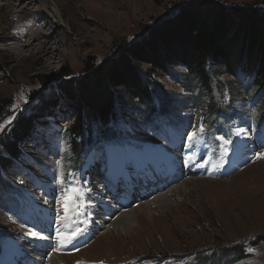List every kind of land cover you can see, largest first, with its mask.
<instances>
[{"label": "rangeland", "instance_id": "obj_1", "mask_svg": "<svg viewBox=\"0 0 264 264\" xmlns=\"http://www.w3.org/2000/svg\"><path fill=\"white\" fill-rule=\"evenodd\" d=\"M187 1L192 3L204 0H37L34 6L29 4L30 11L28 9L25 12L19 11L20 5L14 6L19 3L17 0H0V107L3 108L0 123L14 117L5 126L9 131L16 117L45 106L55 98L54 84L58 79L65 78L60 76L61 70L66 72V77L81 75L90 63L96 64L106 57L115 56L123 43L145 36L155 24L173 13L177 5ZM211 1L221 2L227 7L253 5L259 9L264 8V0ZM38 26L43 31L38 33V40L33 42L39 44V41H49L48 46L59 49L52 57L44 56L41 59L35 50L23 46L33 40L30 35L24 36V33ZM157 28L158 26L153 31ZM140 67L150 68L148 64ZM221 78L220 80H232L226 72L221 73ZM155 83L180 91L178 85L166 76L157 75ZM243 92V89L235 90L233 87L234 94L229 96L232 100L224 110L226 114L237 111V115L229 120L235 135H249V123L257 122L264 112L260 105L256 108ZM124 99L126 102L123 104L128 106L129 99ZM215 99L218 100L217 95ZM14 105L18 107L14 108ZM198 112L205 113V117L211 119L202 103L198 106ZM139 117L138 112L126 114L128 131L134 137L154 140L151 135L155 134L150 135L136 126L140 121ZM72 119V106L66 105L65 100H62L54 115L46 114L36 122L33 135L37 141L34 145L21 146L25 149L26 156V160L23 159L21 163L25 165L22 172H30L32 179H25L17 171L9 177L7 175L11 170L0 173L1 179H7L6 184L11 182L14 188L13 192L3 196L4 205L8 199L18 200L34 195L31 200L35 203L28 201L29 209L34 207L39 213L48 210L52 218L62 214L59 209L65 199L62 190L70 171V154L67 153L68 140L60 134ZM202 120L204 119L198 121V127L203 124ZM225 125L228 124L224 123L223 126ZM203 126L207 127L205 124ZM182 129L184 128L178 131ZM114 131L119 133L121 130L114 128ZM111 138L107 145V156L155 152L151 145H144L142 140L133 141V138L129 145L142 144V148L120 149L114 143L118 137ZM61 145L63 154L57 161L58 157L52 150L59 149ZM231 145L230 152L236 146L233 135ZM163 146V143L156 141V147ZM99 156V152L94 153L87 166L94 165L93 160ZM209 159L208 157L201 162L211 166L206 177L184 179L189 181L173 192L169 200L159 206L150 204L151 212L145 207L142 210L136 209L137 220L133 226L124 231H115L111 227L108 235L104 234V228L95 229L94 232L100 233L85 248L73 253L54 250V254L61 256L63 262L55 263L47 258L44 264H147L152 263L151 259L158 255L164 259H177L185 254L195 255L197 251L206 252L217 246L228 247L240 241H243L245 260H235L228 264H264V158L256 156L247 167L235 170L228 178L220 177L217 160L213 159L209 163ZM37 180L47 183L48 189L41 194L38 191H41L42 186L35 185ZM17 190H21V195ZM130 193L128 189L127 196ZM148 200L140 204L143 205ZM138 206L133 205L128 210ZM117 209L119 211V206ZM11 217L9 212L0 209V237L13 252L22 248L26 254L31 255L30 243L22 244L25 241L22 235L27 234L29 226L23 220L16 221ZM56 227L67 232L61 220ZM103 237L106 239H102ZM260 238L263 240L258 242ZM57 247L59 244L54 245V248ZM249 248L254 251H247ZM141 259H145V262H141ZM25 261L26 258L23 262ZM175 264H187L186 259Z\"/></svg>", "mask_w": 264, "mask_h": 264}, {"label": "trees", "instance_id": "obj_2", "mask_svg": "<svg viewBox=\"0 0 264 264\" xmlns=\"http://www.w3.org/2000/svg\"><path fill=\"white\" fill-rule=\"evenodd\" d=\"M152 28L145 36L123 43L115 56L90 63L81 75L66 77L61 70L59 74L65 78L55 82V98L19 115L9 131L0 133V173L11 170L9 177L17 171L15 161L22 157L21 145L32 141L36 122L46 114L54 115L62 100L72 106L73 119L62 135L68 140L69 167L76 172L99 139L117 135L114 128L124 129L127 113L138 112L139 123L148 121L147 127L157 129L161 127L158 117L165 118L173 109L183 122L197 123L206 115L198 112L202 103L211 119L217 114L225 119L233 87L243 89L256 108L264 109V8L187 1ZM142 64L150 68L142 69ZM223 72L232 80H220ZM157 75L170 78L180 91L155 83ZM124 98L129 99L128 106L123 104ZM3 179L0 174V209L12 214L15 200H6L8 208L3 204L12 184ZM244 257V245L239 242L177 259L158 255L151 262L175 264L186 259L187 264H228Z\"/></svg>", "mask_w": 264, "mask_h": 264}, {"label": "bare ground", "instance_id": "obj_3", "mask_svg": "<svg viewBox=\"0 0 264 264\" xmlns=\"http://www.w3.org/2000/svg\"><path fill=\"white\" fill-rule=\"evenodd\" d=\"M17 1H19V3H16L14 6H19L20 5L19 11H23V12L27 11L28 9L30 11V8H29L28 5L29 4H31V5L33 4V6H34L35 3L37 2V0H22V1L21 0H17ZM40 1H42V0H40ZM37 8L40 9V7H37ZM37 12H39V11H37ZM41 30L43 31V28L41 26H38V27L32 28L30 31H26L24 33V36H26V35L29 36L30 35L31 38H33V40H32V42H28V43H26V45H23V46L24 47L27 46L28 49H31L32 51L35 50V52L38 53V55H39L38 57H40L41 59L44 56L52 57L54 55L55 51H57L59 49H57L56 47L54 48L52 46H48L49 45L48 44L49 41H39V44H35L33 42L35 40H38V38H39L38 33H42ZM187 181H189V180H187ZM187 181H184L181 184H178V185L174 186L170 190H168V191L166 190V191L162 192L161 194H159L158 196H155V197L149 199L148 201L144 202L143 205H141V204L139 206L137 205L138 207L135 208V209L126 210V211H123V212H119L118 209H117V206H115L113 209H111V204L112 203L111 202H107L106 200H104L102 198L103 199L102 216L101 217H97V218H95L93 220H90V225H89V229H88L89 233H93L95 231V229L102 230L104 228V230H105L104 234L108 235L109 231H110L109 228H111V227L115 231L118 230V229H121L123 231L126 230L128 227L133 226L134 225V221L136 222V220H137V211H136V209L142 210L143 207H145V209L147 211L151 212V209L149 208L150 204L151 205L155 204V205H158V206L162 205L164 202L169 200V196L173 192L178 190L179 187L184 186V184H186ZM101 189H102V185L98 184L97 182H95L92 179V181L89 184V187L87 189V192H89V190H92L94 192L93 194H96V196H100ZM129 189H130L131 193H130V195L128 194L127 199L131 200V199L134 198L133 197L134 191H133V187L132 186H130ZM115 215H117V216L114 217ZM33 216H34V219H35L36 229L38 231H41L44 236L51 237L52 229L47 224L41 222L40 219L36 215H33ZM29 237H32V236L27 233L25 235V241H23L22 244L30 243ZM102 239H106V238L103 237ZM39 241H40V243H39L40 254H39V257H37L36 259H33L32 264H38L43 259L45 254L48 251H50L52 248H54V245H55L54 241L52 240V237H51V239L39 240ZM23 248H24V246H23ZM27 249H29V248H27ZM50 259L53 262H55V263H62L63 262V260L61 259V256H58V255L56 256V254H52Z\"/></svg>", "mask_w": 264, "mask_h": 264}, {"label": "snow or ice", "instance_id": "obj_4", "mask_svg": "<svg viewBox=\"0 0 264 264\" xmlns=\"http://www.w3.org/2000/svg\"><path fill=\"white\" fill-rule=\"evenodd\" d=\"M26 102V100H25ZM14 108L18 107V105H14ZM14 117H9L8 120L4 121L3 123H0V131H3L5 129V126L11 123V120ZM206 131L204 128L203 124L199 125L198 129L193 128L191 132L187 133V141L190 146L194 147L195 144L198 142L200 136ZM239 134V133H238ZM218 140L223 141V145L226 146L231 143L229 139H226L224 136H219L217 137ZM257 158H264V152L257 153ZM222 166V165H218ZM65 193V199L62 202V207L64 208L65 215L60 217L61 221H67L69 219L68 213L73 210L74 207H78V205L73 203L74 198H78L80 193V188L76 186H69L68 189L62 190ZM71 193V195H69ZM67 227V225H65ZM83 230L82 229H77L76 231L72 232L71 234H65V232L61 229L58 228L56 230V239L59 241L60 247H63L64 245L71 244L73 243L74 240H76L81 234ZM32 237L39 239V240H47L51 239V237H46L43 235L41 231H29L28 233ZM248 239V238H246ZM243 241H240L242 243ZM59 250V248L55 249ZM247 251L251 252L254 251L253 249L249 248Z\"/></svg>", "mask_w": 264, "mask_h": 264}]
</instances>
